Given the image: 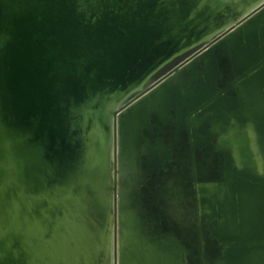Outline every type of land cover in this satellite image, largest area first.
I'll return each instance as SVG.
<instances>
[{
    "label": "water",
    "instance_id": "water-1",
    "mask_svg": "<svg viewBox=\"0 0 264 264\" xmlns=\"http://www.w3.org/2000/svg\"><path fill=\"white\" fill-rule=\"evenodd\" d=\"M0 264H264V0H0Z\"/></svg>",
    "mask_w": 264,
    "mask_h": 264
}]
</instances>
